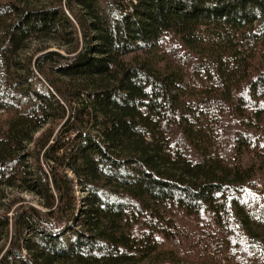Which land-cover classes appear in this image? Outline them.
<instances>
[{
    "label": "trees",
    "instance_id": "obj_1",
    "mask_svg": "<svg viewBox=\"0 0 264 264\" xmlns=\"http://www.w3.org/2000/svg\"><path fill=\"white\" fill-rule=\"evenodd\" d=\"M8 239L0 264H264V0L0 3Z\"/></svg>",
    "mask_w": 264,
    "mask_h": 264
},
{
    "label": "rangeland",
    "instance_id": "obj_2",
    "mask_svg": "<svg viewBox=\"0 0 264 264\" xmlns=\"http://www.w3.org/2000/svg\"><path fill=\"white\" fill-rule=\"evenodd\" d=\"M10 0H0V3H5V2H9ZM12 1H18V0H12ZM41 3H30L28 4L29 6H39ZM43 5V3L41 4ZM74 48V47H73ZM73 48H69L68 46H66L63 43H55L52 41H45L42 40L40 42H31L27 45V50L25 51L23 57L24 58H31V59H35L36 57H38L39 55L45 53V52H59L64 54L65 52L72 50ZM132 59V58H131ZM130 59V60H131ZM129 59L127 60L128 62L130 61ZM62 123L60 122H56L54 123L52 126L47 127L44 131H48L50 130V133H54L56 134L58 132V130L60 129ZM42 133V135H43ZM41 135V134H40ZM40 135L37 136V139L40 137ZM41 135V136H42ZM7 196L10 200V203L7 202L5 203V207H15V206H19V204H25V205H30L34 208L40 209V202H38V200L30 195H26L25 193L19 192V191H12V192H7ZM11 208V209H12ZM17 209V208H16ZM15 208H13L12 211L16 210ZM9 217L12 218V212H10ZM10 246V241L5 240L1 245H0V259L4 256V254L7 252L8 248Z\"/></svg>",
    "mask_w": 264,
    "mask_h": 264
}]
</instances>
